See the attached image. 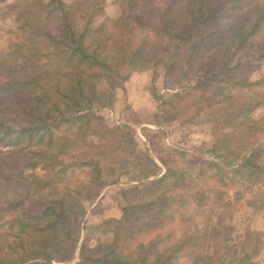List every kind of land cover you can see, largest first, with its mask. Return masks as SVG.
Here are the masks:
<instances>
[{
  "label": "trees",
  "instance_id": "obj_1",
  "mask_svg": "<svg viewBox=\"0 0 264 264\" xmlns=\"http://www.w3.org/2000/svg\"><path fill=\"white\" fill-rule=\"evenodd\" d=\"M119 1L113 18L104 0L5 6L12 27L0 55V264H173L182 256L250 264L251 235L231 245L227 228L211 221L205 252L194 231L175 238L165 227L181 207L222 206L229 185L264 183L255 118L264 79L251 77L256 63L237 59L255 48L264 60V40L253 41L264 0ZM147 70L183 79L187 91L142 140L99 111L113 106L132 72ZM198 123L209 126L206 154L215 160L189 158L160 137L165 125ZM108 187H117L124 216L107 219V239L81 245L74 261L86 212Z\"/></svg>",
  "mask_w": 264,
  "mask_h": 264
},
{
  "label": "rangeland",
  "instance_id": "obj_2",
  "mask_svg": "<svg viewBox=\"0 0 264 264\" xmlns=\"http://www.w3.org/2000/svg\"><path fill=\"white\" fill-rule=\"evenodd\" d=\"M14 0H3L0 2V55L6 48L9 35V28L12 27V20L6 4ZM119 0H104V14L107 17H115L119 14ZM264 40V26L254 37V43ZM237 59L253 61L254 65L251 77L254 80L264 79V60H258L255 48L241 53ZM132 74H134L132 76ZM264 85V84H263ZM187 84L183 79L176 80V77H164L162 71H142L131 73L123 84L122 90H117L115 102L109 109H102L99 114L104 117L110 125H122L128 123L133 126L136 136L144 139L156 130L155 124L160 122L159 114L177 104L175 94H183L187 91ZM264 110L256 111L255 118L258 120L263 131L259 135L264 138ZM161 134L164 144L171 149H182L192 156L202 157L209 160L214 156L206 154L207 148L212 143L209 126L205 124L184 125L177 127L174 124L163 126ZM215 160V159H214ZM264 163V155L261 159ZM36 172L41 173L37 168ZM68 176H72L69 172ZM73 178H82L83 174L79 169L75 170ZM212 184V182H211ZM251 185V182L246 183ZM246 189L240 184L229 185L228 194L224 197L223 205L216 208L212 202L203 207L180 208V214H176L174 221L169 223L166 233L173 236L179 235L187 230L194 231L197 240L196 245L201 251L207 250V231L212 225L217 228L226 227L232 240L231 245L239 247V239L252 237V248L255 252L251 256L250 264H264V183L256 181ZM117 187H108L103 190L99 198L86 212L82 223L80 238L77 243V250L74 261H77L79 247L86 244L94 248L102 240L107 239L108 233L103 224L107 219H120L124 216L125 202L116 193ZM182 213L189 218L188 222L180 220ZM213 217V220H212ZM212 221V225H211ZM215 230V229H213ZM239 238V239H238ZM237 244V245H236ZM251 251L250 249H247ZM173 264H190L187 257H179Z\"/></svg>",
  "mask_w": 264,
  "mask_h": 264
},
{
  "label": "crops",
  "instance_id": "obj_3",
  "mask_svg": "<svg viewBox=\"0 0 264 264\" xmlns=\"http://www.w3.org/2000/svg\"><path fill=\"white\" fill-rule=\"evenodd\" d=\"M133 73H135V72H133ZM134 74H132V76H133Z\"/></svg>",
  "mask_w": 264,
  "mask_h": 264
}]
</instances>
